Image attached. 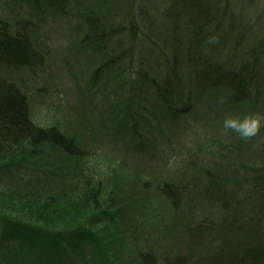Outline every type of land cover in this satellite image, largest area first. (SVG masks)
<instances>
[{
    "label": "trees",
    "instance_id": "trees-1",
    "mask_svg": "<svg viewBox=\"0 0 264 264\" xmlns=\"http://www.w3.org/2000/svg\"><path fill=\"white\" fill-rule=\"evenodd\" d=\"M14 1L8 3L28 4L39 14L47 9L65 19L76 16L83 32L79 50L102 58L98 76L130 64V94L136 99L127 109L139 145L140 109L146 104L155 109L156 98L163 118L189 114L193 84L201 93L226 90L239 107L264 101V0H98L90 9L84 0ZM74 8L78 12L71 13ZM11 19L0 18V68L44 66L46 56L32 42L31 19ZM49 153L65 157L61 162L85 156L59 127L36 123L31 95L0 77V264H95L85 262L87 254L96 264H120L93 257L101 243L96 225L116 217L106 202L112 193L84 166L78 187L56 195V173L44 169ZM246 171L234 178L206 170L199 193L222 217L185 224L184 252L136 249V262L264 264V164L248 165ZM195 181H166L158 191L178 213L189 186L198 187Z\"/></svg>",
    "mask_w": 264,
    "mask_h": 264
},
{
    "label": "rangeland",
    "instance_id": "rangeland-1",
    "mask_svg": "<svg viewBox=\"0 0 264 264\" xmlns=\"http://www.w3.org/2000/svg\"><path fill=\"white\" fill-rule=\"evenodd\" d=\"M8 2L0 0V18L31 19L33 45L44 53L46 63L32 71L0 68V77L16 82L31 95L36 123L59 127L85 152L84 159L64 162L60 159L65 157L51 153L50 158H44L46 172L56 173V195L71 194L78 187V171L84 166L103 182L105 191L112 193L104 201L111 202L108 207L116 217L96 225L101 243L93 257L104 263L111 257L120 264H138L132 254L136 249H154L160 255L187 250L185 224L193 225L204 217H222L221 210L199 193L203 186L200 176L209 169L225 176L245 177L248 165L264 164V130L250 140L223 130L227 115L264 113V101L239 107L229 100L228 91L201 93L193 84V110L171 119L163 118L154 97L155 109H148L147 104L146 109L138 107L143 138L139 145L127 109L136 99L130 94V64L123 63L98 76L102 58L79 50L83 32L78 29L76 16L65 19L47 9L39 14L28 4L12 7ZM83 2L89 9L99 5L98 0ZM19 7L23 8L21 13ZM73 10L71 13L78 12ZM220 97H225L224 103H219ZM194 178L198 187L189 186L186 201L178 213L174 212L158 188L166 181L186 183ZM35 246V251L41 247ZM123 249L125 260L120 253ZM85 256V262L97 263Z\"/></svg>",
    "mask_w": 264,
    "mask_h": 264
},
{
    "label": "clouds",
    "instance_id": "clouds-1",
    "mask_svg": "<svg viewBox=\"0 0 264 264\" xmlns=\"http://www.w3.org/2000/svg\"><path fill=\"white\" fill-rule=\"evenodd\" d=\"M224 102L225 97H220L219 103ZM223 130L235 131L242 139L250 140L264 130V113L229 114L224 118Z\"/></svg>",
    "mask_w": 264,
    "mask_h": 264
}]
</instances>
